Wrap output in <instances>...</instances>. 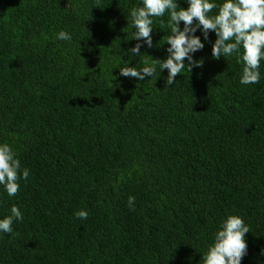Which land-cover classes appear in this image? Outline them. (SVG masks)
I'll return each instance as SVG.
<instances>
[{
    "label": "trees",
    "instance_id": "1",
    "mask_svg": "<svg viewBox=\"0 0 264 264\" xmlns=\"http://www.w3.org/2000/svg\"><path fill=\"white\" fill-rule=\"evenodd\" d=\"M138 2L0 0V142L30 169L15 197L0 186V217L24 212L0 264H202L228 214L251 226L242 264H264V78L241 85L242 65L207 42L172 86L166 69L119 75ZM166 23L149 62L166 58Z\"/></svg>",
    "mask_w": 264,
    "mask_h": 264
},
{
    "label": "clouds",
    "instance_id": "2",
    "mask_svg": "<svg viewBox=\"0 0 264 264\" xmlns=\"http://www.w3.org/2000/svg\"><path fill=\"white\" fill-rule=\"evenodd\" d=\"M187 7L181 6L179 0H139L129 16L133 28L132 36L136 43L127 50L126 66L119 67V75L145 81L157 79L166 69V86L176 83L177 75L202 68L203 58H194L195 54L211 44V56L214 59L235 57L242 65L239 83L241 85H258L264 73V0H184ZM167 16L166 27L170 30L163 44H167L166 58H145L141 49L152 48L155 18ZM128 20V19H127ZM181 24L183 25L181 27ZM164 26V20L161 19ZM200 33L199 35L197 33ZM215 33L211 40L210 33ZM57 38L71 41L70 32L60 30ZM138 57L135 65L130 61ZM139 62V66H137ZM159 70V71H158ZM30 169L22 166L17 150L7 142H0V186L8 197H15L21 190L20 181L28 180ZM136 197L129 195L127 204L134 209ZM75 217L86 220V209L75 211ZM24 212L13 204L7 215L0 217V234H13V225L22 222ZM252 231L244 217L228 214L219 222L213 233L212 242L201 253L202 264H242L248 254L247 234ZM260 255L264 256V248Z\"/></svg>",
    "mask_w": 264,
    "mask_h": 264
}]
</instances>
